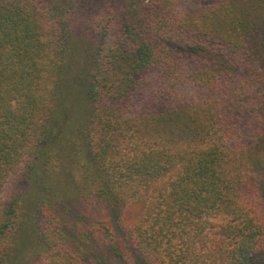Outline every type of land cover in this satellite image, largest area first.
Returning <instances> with one entry per match:
<instances>
[{
  "label": "trees",
  "instance_id": "1",
  "mask_svg": "<svg viewBox=\"0 0 264 264\" xmlns=\"http://www.w3.org/2000/svg\"><path fill=\"white\" fill-rule=\"evenodd\" d=\"M0 264H264V0H0Z\"/></svg>",
  "mask_w": 264,
  "mask_h": 264
}]
</instances>
